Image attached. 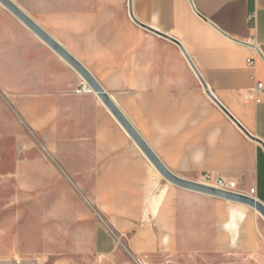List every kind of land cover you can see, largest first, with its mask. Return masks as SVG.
<instances>
[{"label": "crops", "instance_id": "0c3cea01", "mask_svg": "<svg viewBox=\"0 0 264 264\" xmlns=\"http://www.w3.org/2000/svg\"><path fill=\"white\" fill-rule=\"evenodd\" d=\"M8 1L86 70L169 174L202 186L217 174L264 204V149L224 112L264 144V96L243 99L264 86V0ZM210 204L169 181L0 1V264L112 255L113 233L139 258L170 239L154 226L177 231ZM225 227L235 239L232 216Z\"/></svg>", "mask_w": 264, "mask_h": 264}, {"label": "rangeland", "instance_id": "374dc122", "mask_svg": "<svg viewBox=\"0 0 264 264\" xmlns=\"http://www.w3.org/2000/svg\"><path fill=\"white\" fill-rule=\"evenodd\" d=\"M214 199L215 205L201 209L193 224L177 226V231L173 226L170 233L154 226L159 236L170 239L152 242V250L144 256L138 258L130 241L113 233L114 254L73 259L77 264H264L263 217L249 206ZM242 211L245 219L239 221ZM231 216L233 231L238 229L235 239L225 227Z\"/></svg>", "mask_w": 264, "mask_h": 264}, {"label": "water", "instance_id": "95a60500", "mask_svg": "<svg viewBox=\"0 0 264 264\" xmlns=\"http://www.w3.org/2000/svg\"><path fill=\"white\" fill-rule=\"evenodd\" d=\"M6 7L12 10L15 14H17L27 25H29L45 42H47L50 46H52L65 60H67L86 80L88 85L100 96V98L105 102V104L109 107L115 117L120 121L128 134L140 145L143 151L150 157V159L155 163L158 169L162 172V174L175 185L193 190L202 194H206L209 196H213L215 198H220L223 200H228L232 202H237L246 206L253 208L257 211L264 219V204L254 197L235 193L228 192L223 190H218L214 188H210L207 186L197 185L194 183L186 182L179 180L169 174L157 161V159L153 156L150 150L145 146L141 138L137 135V133L133 130V128L129 125V123L123 118V116L119 113V111L115 108V106L111 103L108 97L103 93L98 84L94 81V79L86 72V70L79 65L73 58H71L64 50H62L55 42H53L45 33H43L38 27H36L28 18H26L19 10H17L8 0H0ZM217 104L224 110V108L217 102ZM224 112L233 120V122L252 140L258 142L264 149V144L260 140H255L253 136H251L226 110Z\"/></svg>", "mask_w": 264, "mask_h": 264}, {"label": "built area", "instance_id": "2783aa9c", "mask_svg": "<svg viewBox=\"0 0 264 264\" xmlns=\"http://www.w3.org/2000/svg\"><path fill=\"white\" fill-rule=\"evenodd\" d=\"M248 63L252 65L253 61L248 60ZM263 96H264V86L260 81L255 82V87L253 89L247 90L243 93L244 100H252L255 103H261ZM43 150L47 152V150L44 147ZM203 181L205 183V186L207 187L228 191V192L239 193L236 191L237 190L236 182L232 180H227L217 174H208L204 177ZM253 194H254V189H251L249 192V196Z\"/></svg>", "mask_w": 264, "mask_h": 264}, {"label": "bare ground", "instance_id": "6f19581e", "mask_svg": "<svg viewBox=\"0 0 264 264\" xmlns=\"http://www.w3.org/2000/svg\"><path fill=\"white\" fill-rule=\"evenodd\" d=\"M257 212V211H256ZM258 213V212H257Z\"/></svg>", "mask_w": 264, "mask_h": 264}]
</instances>
